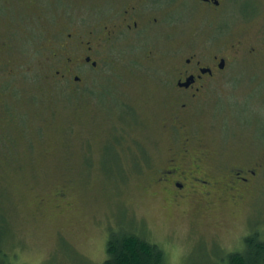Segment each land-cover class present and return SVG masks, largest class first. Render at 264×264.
Instances as JSON below:
<instances>
[{
	"label": "rangeland",
	"instance_id": "obj_1",
	"mask_svg": "<svg viewBox=\"0 0 264 264\" xmlns=\"http://www.w3.org/2000/svg\"><path fill=\"white\" fill-rule=\"evenodd\" d=\"M96 1L0 0L10 48L0 51V264H102L110 229L131 224L166 251L168 264H228L227 251L241 250L252 227L264 233V168L237 204L222 195L212 207L203 198L177 205L154 183L174 143L162 122L170 63L186 52L181 43L213 44L211 24H176L174 38L136 46L120 40L95 54L96 69L68 74L75 40L101 26L74 22L109 10ZM228 25L227 34L263 35L261 26ZM256 43L264 52V37ZM229 75L212 102L196 103L187 131L221 165L264 158V65L242 59ZM62 189L68 199L57 207L52 196Z\"/></svg>",
	"mask_w": 264,
	"mask_h": 264
},
{
	"label": "flooded vegetation",
	"instance_id": "obj_2",
	"mask_svg": "<svg viewBox=\"0 0 264 264\" xmlns=\"http://www.w3.org/2000/svg\"><path fill=\"white\" fill-rule=\"evenodd\" d=\"M100 1H96L97 7L103 6ZM102 2L109 7L107 13L97 16L95 20L74 22L101 26L89 31L90 39L75 40L72 45L74 54L66 59L68 74L77 68L87 70L91 64L90 67L96 69L98 61L94 60L95 54H102L107 45L116 46L120 40L136 46L148 37L156 39L163 35L174 38L173 27L176 24H211L216 37L209 32L210 36H206L214 42L213 44L207 42L194 44L188 41L185 42L187 46L181 43L177 48L186 52L176 53L170 63L171 72L168 73L165 82L167 84L164 85L169 96L165 103L166 113L162 117V122L165 132L174 143L169 147L165 159L155 168L154 183L159 185L163 192L168 193L171 201L177 205L181 204L182 199L187 198L193 203L203 198L209 207L214 205L216 197L229 196L236 204L246 200L252 193L258 171L264 168V158L231 161L221 165L204 148L194 146L187 131L196 103L202 97L206 102H212L215 93L225 90L227 77L233 78L229 72L240 60L248 59L254 65H264V52L261 51L263 46L256 43L262 42L264 37V1L250 0L245 11L243 0H102ZM226 24L240 27L242 24L249 27L261 26L262 30L259 31L263 32V35L235 36L232 32L227 34L229 30L226 32V29L230 25ZM160 29L165 31L161 33ZM230 35L233 41L229 43L227 37ZM71 36L69 33V37ZM5 43L0 36V44L5 45L0 50L3 53L10 50ZM247 47L249 51L241 52ZM63 48L67 50L68 41L60 45V51L56 56L63 54ZM154 51L149 50L147 61L155 56ZM77 54H80L79 58H76ZM62 76L65 78L67 74ZM73 78L76 81L82 80L76 73ZM261 81H264V77ZM219 104L222 103L218 102V106ZM220 106L223 109L222 105ZM232 107L234 105L230 108ZM3 122L5 120L0 118V126ZM180 139L183 141L182 144L176 146ZM50 198L51 196L39 198V207L45 206ZM52 199L57 207H61L68 199L67 193L63 189L58 190Z\"/></svg>",
	"mask_w": 264,
	"mask_h": 264
},
{
	"label": "trees",
	"instance_id": "obj_3",
	"mask_svg": "<svg viewBox=\"0 0 264 264\" xmlns=\"http://www.w3.org/2000/svg\"><path fill=\"white\" fill-rule=\"evenodd\" d=\"M133 225L110 229L102 264H168L166 251L145 233L135 231ZM227 259L228 264H264V233L252 227L243 248L228 252Z\"/></svg>",
	"mask_w": 264,
	"mask_h": 264
},
{
	"label": "water",
	"instance_id": "obj_4",
	"mask_svg": "<svg viewBox=\"0 0 264 264\" xmlns=\"http://www.w3.org/2000/svg\"><path fill=\"white\" fill-rule=\"evenodd\" d=\"M96 64V62H94Z\"/></svg>",
	"mask_w": 264,
	"mask_h": 264
}]
</instances>
